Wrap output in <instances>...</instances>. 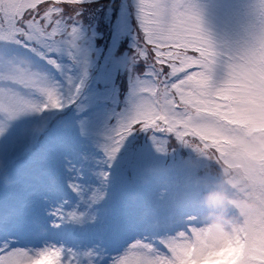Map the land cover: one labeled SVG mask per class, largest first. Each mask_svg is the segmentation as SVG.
<instances>
[{"label": "snow or ice", "instance_id": "6c2138e0", "mask_svg": "<svg viewBox=\"0 0 264 264\" xmlns=\"http://www.w3.org/2000/svg\"><path fill=\"white\" fill-rule=\"evenodd\" d=\"M86 3L0 0V40L42 48L55 66L49 50L76 47ZM258 14L261 27L214 82L217 53L188 0H136L135 43L117 70L137 100L100 146L103 158L69 162L63 175L46 141L52 127L73 126L65 109L74 101L43 65L23 69L0 52L9 66L0 73V136L14 134L0 142V264H264V190L234 232L213 234L200 225L202 178L191 163L196 152L233 170L236 146L264 144L254 135L264 123V0ZM253 173L264 175V165L249 161L242 179Z\"/></svg>", "mask_w": 264, "mask_h": 264}, {"label": "rangeland", "instance_id": "374dc122", "mask_svg": "<svg viewBox=\"0 0 264 264\" xmlns=\"http://www.w3.org/2000/svg\"><path fill=\"white\" fill-rule=\"evenodd\" d=\"M188 2L194 7V10L198 14L202 30L206 26L205 23L215 29L222 30L218 34V37L223 40L221 52L214 49L217 56L216 63L214 65L213 80L214 82L218 81L226 76L227 64L230 62V59L237 55L251 42L253 36L261 27L262 21L258 14L260 11L261 0H224L225 13L222 14L220 12V17L216 14L219 12V6L223 4V0H188ZM133 3L136 6V0H133ZM131 18L132 11L129 5L127 6V4H123L122 9L119 12V19L116 23L115 33L113 34V38L115 40L129 36L133 38L130 27ZM80 36L81 38L79 40L82 41L81 48L88 50L90 38H87L85 32H82ZM231 38L233 50L228 51L227 41ZM0 41H2V43H6L0 45V52L9 51V48L7 47L9 42L3 40ZM10 43L13 44L14 42ZM109 44H112L111 46H116V42L114 40L109 42ZM98 47H107L106 42L99 39ZM10 49L16 51V48H14L13 45ZM65 49L68 51L70 47H66ZM11 53L15 55L13 52ZM107 55L110 57H105L108 59V62L112 64L113 58L109 50H107ZM16 61H18V59H16ZM114 61L119 62L120 59L118 60L117 58H114ZM18 66L26 69L23 65ZM8 67L7 58L0 57V73H6L8 71ZM86 69L87 65L84 64L78 71L77 69H70V71L67 72H70V74L73 72L78 73L81 70L86 72ZM67 72L66 75L68 78L66 84L59 83L51 75H47L49 76L50 81L57 87L60 94L66 100L70 98L75 102L78 100L76 99L78 96L75 95V93L78 91V84H80V81L77 80L78 78L82 79L85 72L79 73L76 77L70 76ZM99 80V76H93L90 80L92 81L91 84L89 86L86 85L85 92L86 94L88 93L89 96L87 94V97L83 102L82 109L87 108L86 112L88 114L77 120L71 128L57 127L56 129L55 127H52V130L50 129L49 131V140L46 141V143L54 144L58 149L59 161L57 164V171L61 175L64 173V165L69 162L79 166L82 162L89 158L94 161L101 160L104 152L100 146L107 142V136L115 129L118 122L121 119L126 118L131 113L133 105L137 100V97L133 96V83L131 81L122 111L118 112L115 109H107L105 102L109 100L110 94H108V89L100 91V93L99 91L97 92ZM36 98L39 99L38 96ZM71 104L67 107L71 108ZM73 116L74 115H71V117ZM32 118L31 114L24 115L14 123L17 126H21L24 121ZM262 134H264V123H262L260 127L254 131V135L257 137H260ZM13 135V130L9 127L5 131L4 135L0 136V142H3L5 137L11 138ZM39 147L41 148V146ZM236 151H239L241 154L237 156L235 154ZM192 157L194 158L192 159ZM192 157L191 163L193 166L196 165L200 168L206 165L205 162H207L208 165H211V162L205 160L203 157L197 158L195 156V152L192 153ZM185 159L188 160L189 157L185 156ZM232 159L233 164L230 165V168L233 170L227 171H232L231 173L233 179L231 181L232 183L238 185V192L243 189L246 192L255 194L259 197L260 192L264 190V175L253 173L251 174L250 182H245V180L242 179V175L248 168L249 161H258L260 165H264V144L257 143L255 148L236 146ZM216 168L219 170H226L221 167ZM219 186L220 185L209 186V192L204 190L203 193H200V199L207 200L206 198L210 193H220ZM221 197V200L215 204V212L212 213V215L218 216L216 221L204 220L202 217H199L200 225L205 229L211 230L213 234L217 235L230 234L238 228L235 227V222L232 220V217L235 216L232 211V203H235V201L229 193H221ZM243 205L247 208L251 207V205L248 206L245 203ZM34 246L39 247L40 245L35 244Z\"/></svg>", "mask_w": 264, "mask_h": 264}, {"label": "clouds", "instance_id": "9594fccd", "mask_svg": "<svg viewBox=\"0 0 264 264\" xmlns=\"http://www.w3.org/2000/svg\"><path fill=\"white\" fill-rule=\"evenodd\" d=\"M221 198H222L221 194H219V193H210L206 199H207L209 204L215 205L216 203H218L221 200ZM210 264H221V262L215 261V262H210Z\"/></svg>", "mask_w": 264, "mask_h": 264}]
</instances>
